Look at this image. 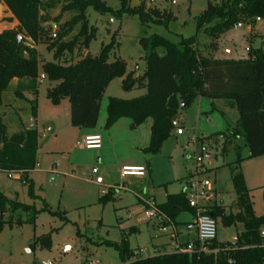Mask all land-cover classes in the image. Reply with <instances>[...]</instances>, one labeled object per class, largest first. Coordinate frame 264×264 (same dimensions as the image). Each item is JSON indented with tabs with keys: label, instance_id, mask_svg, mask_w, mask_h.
I'll return each instance as SVG.
<instances>
[{
	"label": "rangeland",
	"instance_id": "obj_1",
	"mask_svg": "<svg viewBox=\"0 0 264 264\" xmlns=\"http://www.w3.org/2000/svg\"><path fill=\"white\" fill-rule=\"evenodd\" d=\"M103 1L114 9L121 7V0ZM141 1L131 0L130 5L138 6ZM207 3L208 0H177V4H172L171 0H147L148 7L155 6L161 11L173 13L175 18L163 24L153 22L143 24L137 15L124 14L122 17H117L102 14L90 7L87 16L90 24L97 28V34L86 52L92 55L99 54L102 45L110 43L113 34L117 32V44L110 53L109 61L124 59L127 62L128 72L134 71L136 76L143 74L146 68L145 52L139 40L152 34L162 35L173 42L197 35L199 52L212 58L238 59L251 56L252 54L245 48L257 47L262 39L257 34L250 39L249 37L253 31L257 33L260 29L264 30V21H257L254 25L246 23L239 29L231 28L216 39L203 31L197 32L195 19L206 8ZM6 9V4L0 2V32L12 26L5 12ZM60 9L61 6L52 9L53 19L46 23L53 32L57 25L51 23L60 13ZM72 15V11L64 12L60 22L70 19ZM80 25L78 24L64 40H71L78 33ZM216 40L220 44L219 50L215 49ZM35 46L42 61L53 60V53L48 51L44 43H37ZM226 46L233 47L232 55L226 53ZM86 52L76 47L73 53L67 55V60L74 63ZM162 52L160 50L161 54ZM39 72L38 80L41 83L38 102L42 117L41 124L38 128L36 126L40 135L39 163L31 176L35 184V193L39 197L35 202L31 200L27 192L28 186L17 174L8 177L7 173L1 172L0 188L10 198H18L19 201L29 204L35 203L38 209L47 203L49 210L38 213L34 224L5 225L0 232V264H43V262L87 264L94 258L100 260L101 264H122L115 247L101 243L104 240L119 242L125 236L129 237L130 246L137 248L135 251L138 257L152 254V238L147 235L148 229L145 224L141 226V236L130 233L132 225L137 224L139 218H144V209L147 207L138 202L133 189L136 187V192L141 197L155 193L157 201L165 200L167 194L181 191L187 182L188 172L195 166L193 151L198 145L190 140L204 141L207 139L205 137L211 134L227 131L228 127L235 126L239 118L238 109L229 108L224 99L197 97L191 105L181 107L176 118L179 124L184 126L185 134L177 135L174 129L171 136L163 142L158 153L146 152L144 149L150 144L152 118H148L140 126L132 127L131 118L126 117L116 124L114 129L110 130L116 122L109 129L105 128L106 107L110 97L133 99L146 93L145 88L123 89L124 77H117L108 86L100 104L101 114L97 126L103 142L106 143L105 149L104 151L86 150L80 144L85 134L79 132V129L84 128L71 125L69 102L68 104L64 102L57 114L52 111L49 108L51 101L47 98V90L54 85V82L47 78L42 79L41 68ZM6 91L4 100L10 102V89ZM17 98L16 105H21L24 109L15 108L13 103H10V106L15 111L20 110L19 114L7 109L10 108L8 105L6 109L2 108L5 110L3 117L10 133L17 131L21 125H28L29 117L33 116L29 114L32 113L31 100L26 101L24 97ZM52 123L53 130L48 131L46 127ZM108 133H111L110 136ZM217 139L216 142L211 141L214 157L211 162L206 163L208 169L204 172V177L215 182L216 190L212 192L214 197L209 204L219 205L225 209V213L216 218L217 238L220 241H232L237 232L244 230L245 227L241 222L232 219V215L238 213L239 209L236 207L237 196L231 167L236 166V161L242 158L240 170L250 190L255 214L262 215L264 155L248 158L250 151L244 141L235 143L225 142L220 137ZM125 164L149 165V169L145 177H122L121 167ZM94 167L100 168L104 183L97 184L93 181L91 172ZM115 184L124 185V188L116 191L115 201L103 204L102 196ZM186 213L182 214L186 215ZM20 214L23 218L28 216L26 212ZM63 216L69 221L66 222ZM121 219L125 222L120 226ZM162 225L165 226L166 222ZM148 231L154 235L158 232V228L150 227ZM45 235L50 236L48 246L42 244V237ZM140 248H143L144 252ZM168 250H173V247Z\"/></svg>",
	"mask_w": 264,
	"mask_h": 264
},
{
	"label": "trees",
	"instance_id": "obj_2",
	"mask_svg": "<svg viewBox=\"0 0 264 264\" xmlns=\"http://www.w3.org/2000/svg\"><path fill=\"white\" fill-rule=\"evenodd\" d=\"M19 21L17 29H5L0 32V106L4 103V92L8 90L14 78L27 79L20 87L28 90L35 99L32 103V115L36 116V102L39 92L40 68L54 85L48 89L52 104L58 105L68 99L71 107V125L78 128H95L98 124L101 100L110 83L117 77H124L122 87L131 90L134 87L145 88L146 93L133 99L110 97L106 109L105 128L109 129L120 118L132 119V127L143 124L152 118L150 144L144 150L158 153L163 142L174 129L173 121L179 115L181 107L192 104L197 97L229 99L239 112L236 127L221 131L213 136L222 137L225 142L243 139L249 148L248 158L264 155V51H250L249 57L240 59L212 58L198 50V36L182 38L179 42L159 35L141 37L139 42L144 49L146 68L143 74L136 76L128 72L127 62L122 58L109 61L110 53L117 44L115 32L108 44H103L99 54L86 52L96 38L97 28L90 24L88 8L93 7L102 14L122 17L124 14L139 16L143 24L151 22L163 24L174 19L172 12L147 6L142 0L132 7L131 0H121V7L114 9L103 0H0ZM61 6L60 13L54 18L57 24L55 32L46 26L53 19L51 10ZM72 11L70 19L60 22L64 12ZM264 18V0H208L206 8L196 17L197 32L203 31L218 38L238 22L254 25L257 18ZM80 29L71 40H64L76 28ZM16 32L20 33L18 40ZM30 40V42H28ZM44 43L53 53V60L42 61L35 46ZM85 50V54L76 62L67 60V55L76 49ZM162 50V54L160 53ZM182 126V125H181ZM184 127V126H183ZM37 128L21 125L17 131L9 132L0 113V173H16L28 186V195L35 200V184L29 173L37 164L39 149ZM203 142V141H201ZM239 158L232 166V180L236 193V207L239 212L232 215L235 222L245 227L235 241H219L218 238L207 242L209 251L200 250L197 240L193 252H170L145 257H136L125 236L119 242L104 240L101 244L113 246L118 251L122 264H264V213L256 215ZM191 171L188 172L190 176ZM113 200V190L109 189L101 198L103 204ZM168 218L177 224L182 212H192L186 194L170 193L164 203L157 205ZM45 203L40 209L35 203H24L9 198L0 189V232L6 224H34L38 213L48 211ZM20 212L28 216L23 218ZM52 214L56 212L50 211ZM209 212L215 218L222 216L225 209L219 205L210 207ZM66 222L69 221L63 216ZM49 235L42 237V244L49 245ZM214 250H217L216 252ZM133 258V259H132Z\"/></svg>",
	"mask_w": 264,
	"mask_h": 264
},
{
	"label": "built area",
	"instance_id": "obj_3",
	"mask_svg": "<svg viewBox=\"0 0 264 264\" xmlns=\"http://www.w3.org/2000/svg\"><path fill=\"white\" fill-rule=\"evenodd\" d=\"M154 1V0H151ZM172 4H177V0H171ZM261 18L258 17L257 21H260ZM245 23L238 22L233 26V29L241 28ZM247 50L250 51V47H247ZM42 79L46 78L45 74L41 75ZM34 116L29 117V124L27 127L36 128V119ZM173 126L176 128L177 135H183L185 129L179 124L175 119L173 121ZM193 143H197V149L193 151V161L195 166L191 169L190 176L187 178V182L182 189L188 198L189 206L195 209L194 218L191 222L187 224L188 230H193L196 232V240L201 245L200 250L209 251L205 246L207 242H211L217 239L218 236V221L212 216L209 212L212 205L209 202L213 199L214 194V182L208 177H204V172L208 169L206 163L211 162L214 157L211 144L207 141L199 142L194 140ZM80 144L83 145L86 149H100L103 144V138L100 133H90L83 137L80 141ZM187 148V146H186ZM100 168L94 167L91 172V177L96 183H103L104 179L100 174ZM147 168L144 165H123L121 167V176H145ZM16 173H8V177H13ZM18 175V174H17ZM118 189L124 188L123 185L116 187ZM145 217L148 220H159L161 222H167L174 224L168 216L163 213L157 204L154 201H147V207L144 209ZM164 230L166 227H162ZM262 236H264V229L261 231ZM236 240V238H235ZM234 240V241H235ZM196 243L195 241H190L184 246H178L176 251L178 252H188L191 253L195 250ZM142 250V249H141ZM215 252L217 250H214ZM141 252V251H140ZM143 252V250H142ZM43 264H52L51 262H43ZM87 264H101V261L98 259H91Z\"/></svg>",
	"mask_w": 264,
	"mask_h": 264
},
{
	"label": "crops",
	"instance_id": "obj_4",
	"mask_svg": "<svg viewBox=\"0 0 264 264\" xmlns=\"http://www.w3.org/2000/svg\"><path fill=\"white\" fill-rule=\"evenodd\" d=\"M0 2H2V3H4L3 1H0ZM6 10H5V12H6V14H7V16L9 17V19L11 20V22H12V26L10 27V28H7V29H17L18 27L17 26H19V21L12 15V13L10 12V10L8 9V7H7V5H6ZM264 21V18L263 19H261L259 22H263ZM52 25H57L55 22H52L51 23ZM17 27V28H16ZM255 34H257V35H259L260 36V38L262 39L261 40V42H260V45H258L257 47H253V46H251L250 47V51H252V50H255V49H262L263 51H264V30H259V32L257 31V33L256 32H254L253 31V33H251V35H250V37H249V39L250 38H252V36H254ZM224 35V33L223 34H221L218 38H220L221 36H223ZM218 38H216V39H218ZM217 41V45L215 46V49H220V44L218 43V40H216ZM246 50H247V47L245 48ZM225 50H226V53H228V54H230V55H232L233 53H234V49H233V47L232 46H226L225 47ZM248 51V50H247ZM250 51H248L249 53H250ZM52 53V52H51ZM231 58H233V57H231ZM240 58H244V57H240ZM240 58H238V59H240ZM220 59H224V58H220ZM233 59H236V58H233ZM27 83V79H24V78H14V79H12V81L10 82V87H9V89H10V94L11 95H9V99H10V102H5V100H4V103H3V105H1L0 106V113L2 114V115H5V114H3L4 112H5V110L4 109H6L7 108V105L10 107V108H7V109H10V110H12V111H14V112H17L18 114H19V112H20V110H16L15 111V109L12 107V106H10V103H13V105H14V107L15 108H18V109H24L21 105H16L17 103H18V98L17 97H20V96H18L19 94H18V92H17V90L20 88V87H22L24 84H26ZM41 83V82H40ZM53 86V85H52ZM51 86V87H52ZM51 87H49V88H51ZM48 88V89H49ZM8 89V90H9ZM6 92L7 91H5L4 92V96H5V94H6ZM22 94H23V99H25L26 101H29V100H34L35 99V96L30 92V91H28V90H23L22 91ZM40 94V87H39V92H38V95ZM38 95H37V102H36V116H35V119H36V126H37V128H38V126L41 124L40 122H41V120H42V117H41V110H40V107H39V102H38ZM47 98L49 99V97H48V90H47ZM4 99H5V97H4ZM216 99H221V98H216ZM50 100V99H49ZM225 100V103L228 105V107L229 108H232V109H234V108H237L236 107V105L232 102V100H229V99H224ZM64 102H66V104H68V102H69V100L68 99H63L62 101H61V103L60 104H58V105H54V104H52V102H51V105L49 104V108L52 110V111H54V112H56V114H57V111L61 108V106H62V104H64ZM215 103V102H214ZM69 104H70V102H69ZM215 107V106H214ZM213 107V108H214ZM2 108H4V109H2ZM27 109V108H26ZM4 110V111H3ZM30 112V111H29ZM102 112V111H101ZM30 115H32V113H29ZM101 114V113H100ZM124 118H126V117H123V118H120L115 124H114V126L110 129V130H112V129H114L117 125L116 124H119V122H121V120H123ZM238 119L239 118H237V123H236V125L235 126H230V127H228L227 128V130L228 129H231V128H233V127H236L237 126V124H238ZM132 120V119H131ZM106 121V120H105ZM125 123V122H124ZM152 125V124H151ZM53 127H54V124L52 123L51 125H47V127H46V129L48 130V131H52L53 130ZM76 128H78V127H76ZM151 128V127H150ZM185 129V128H184ZM80 131L79 132H81V133H84L85 135H87V134H90V133H100L99 132V130H98V126H96L95 128H84V129H79ZM108 132H109V130H108ZM221 132V131H220ZM109 134V136H110V134L111 133H108ZM185 134V133H184ZM183 134V135H184ZM216 134V133H215ZM215 134H211V135H215ZM84 135V136H85ZM220 136H213V137H211V138H209V139H205L204 141H207V142H209L210 144L212 143L211 141H215L216 142V140H218L217 138H219ZM103 138V137H102ZM205 138H207V137H205ZM220 138H222V137H220ZM204 139V138H203ZM108 140L106 139V142H107ZM199 142H200V140H198ZM239 141H244L243 139H238V140H235L234 142L235 143H238ZM105 144V145H104ZM107 144H108V142H107ZM212 145H213V143H212ZM105 146H106V143H104L103 142V144H102V147L100 148L102 151H104V149H105ZM39 147H40V142H39ZM99 149V150H100ZM86 150H98V149H86ZM37 159H38V163H39V149H38V153H37ZM137 165H140V164H137ZM141 165H143V164H141ZM146 168H147V170L149 169V165H147L146 166ZM36 170V169H35ZM35 170H33V171H31L30 173H29V176L31 177L32 176V174L35 172ZM19 176V175H18ZM146 176V175H145ZM145 176H142V177H145ZM129 177H137V178H140L139 176H129ZM32 178V177H31ZM33 179V178H32ZM34 181V180H33ZM95 182V181H94ZM214 182V181H213ZM96 183V182H95ZM103 183H104V181H103ZM97 184H99V183H97ZM100 184H102V183H100ZM119 186V184H115V186H113V187H110L109 189H112L113 190V200H111V201H115L116 200V197H115V195H116V191L117 190H120V189H118V188H116V187H118ZM124 186V185H123ZM1 189V188H0ZM135 192V194L137 195V197H138V202L139 203H141V204H143L144 205V207L145 206H147V201H154L157 205L158 204H162V203H164L165 201H166V199H167V196H166V198H165V200H162V201H157V196H156V194L155 193H151V194H147L146 195V197H141L136 191H137V188L135 187L134 189H133ZM214 190H216V188H215V182H214ZM28 192V191H27ZM180 192V191H179ZM5 193V192H4ZM16 194H17V192H15ZM176 193V192H175ZM6 194V193H5ZM7 195V194H6ZM168 195V194H167ZM8 196V195H7ZM9 197V196H8ZM30 197V196H29ZM10 198V197H9ZM13 199V198H12ZM18 199V198H17ZM19 200V199H18ZM33 202H35V200H33V199H31ZM111 201H109V202H111ZM183 213V212H182ZM179 214L178 215V217H177V219H176V221H177V224H175L174 222V224H169V223H167L166 222V225L164 226V227H166V229L164 230L162 227H163V223L164 222H162V224H160V222L161 221H159V220H148L145 216H144V218H139V222L137 223V224H133L132 225V227L133 228H131V232L130 233H133V234H135L136 236H141V234H142V229H141V226H144V224L146 225V228L149 230V228L151 227H153L154 229L155 228H158V232H156L154 235L153 234H150V231H148L147 230V235H150V238H152V254H149V255H157V254H161V253H170V252H175L176 251V248L178 247V246H184L185 244H187L188 242H190V241H194V240H196V232L195 231H193V230H188L187 229V224L189 223V222H191L192 220H193V218H194V214L192 213V212H187L186 213V215L184 214ZM145 215V214H144ZM130 219V218H129ZM124 220H122L121 219V221H119V224H120V226L121 225H123L124 224ZM243 225V224H242ZM237 227V226H236ZM169 229H170V231H169ZM241 232V231H240ZM239 232H237V234H238ZM237 234H236V236H237ZM236 236L235 237H233V239H232V241H234L235 240V238H236ZM127 238H129L128 236H126ZM129 240V239H128ZM220 241V240H219ZM131 247V246H130ZM138 247H140V246H138ZM170 247H173V250H168ZM132 248V247H131ZM134 251L137 249V248H132ZM141 249H143V248H140V250ZM143 252H144V249H143ZM135 254H137L136 255V257H138V253L135 251ZM148 255V256H149Z\"/></svg>",
	"mask_w": 264,
	"mask_h": 264
},
{
	"label": "water",
	"instance_id": "obj_5",
	"mask_svg": "<svg viewBox=\"0 0 264 264\" xmlns=\"http://www.w3.org/2000/svg\"><path fill=\"white\" fill-rule=\"evenodd\" d=\"M16 35H17V37H18V40H21L20 33L16 32Z\"/></svg>",
	"mask_w": 264,
	"mask_h": 264
}]
</instances>
